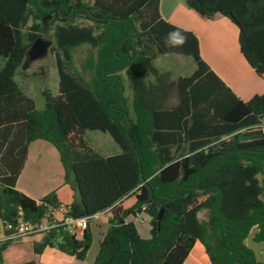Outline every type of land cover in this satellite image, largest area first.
<instances>
[{"label": "trees", "instance_id": "16d2710c", "mask_svg": "<svg viewBox=\"0 0 264 264\" xmlns=\"http://www.w3.org/2000/svg\"><path fill=\"white\" fill-rule=\"evenodd\" d=\"M159 2L0 0V229L13 231L20 220L60 223L56 191L37 201L15 188L29 144L44 140L57 149L64 183L74 193L64 218L92 220L110 211L93 264H184L196 242L210 264H264L245 243L254 229L252 241L264 242V135L258 127L264 95L237 97L202 59L191 31L183 47H166V34L180 27L161 17ZM186 3L204 19L222 16L235 24L241 54L264 77V0ZM51 31L59 94L43 90L45 107L37 109L15 74L32 44ZM83 45L79 72L73 50ZM174 54L192 57L194 71L174 83L161 75L148 81L157 74L152 59ZM173 88L176 102L169 106ZM87 130L108 133L120 153H97ZM129 196L134 203L125 207ZM203 210L206 221L198 217ZM139 216L147 219L149 237L140 232ZM20 240L0 246V263L6 247ZM92 243L91 229L78 235L60 225L41 233L33 251L55 248L83 261Z\"/></svg>", "mask_w": 264, "mask_h": 264}, {"label": "crops", "instance_id": "0c3cea01", "mask_svg": "<svg viewBox=\"0 0 264 264\" xmlns=\"http://www.w3.org/2000/svg\"><path fill=\"white\" fill-rule=\"evenodd\" d=\"M159 12L165 21L197 36L202 59L237 97L248 101L255 94L264 95V77L257 75L244 59L239 48V30L229 19L222 16L204 19L187 6L186 0H160ZM15 188L37 201L52 191L57 192L63 205H70L74 199L73 191L64 183V170L57 149L44 140H36L29 144L27 159ZM133 203L132 196L124 200L125 207ZM110 215V211L107 210L97 213L89 220L88 228L93 232V243L83 261L63 254L55 248H46L42 254L36 255L33 251V241L41 239V234H36L24 237L20 242H13L17 244L19 252L16 264L32 260L35 264H93ZM54 217L61 221L64 219V212L58 210ZM141 222L143 224L145 221L141 219ZM147 231L149 232V228ZM23 248L26 253L22 252ZM184 264H210L205 248L200 242L195 243Z\"/></svg>", "mask_w": 264, "mask_h": 264}, {"label": "rangeland", "instance_id": "374dc122", "mask_svg": "<svg viewBox=\"0 0 264 264\" xmlns=\"http://www.w3.org/2000/svg\"><path fill=\"white\" fill-rule=\"evenodd\" d=\"M81 22L85 26L89 25L88 22ZM31 23L32 18L31 16H29L23 27L24 33H27L29 31L28 28ZM41 38L45 41L50 42L47 50L38 57L27 55L22 66L17 70L15 74V81L18 83L22 91L34 100L37 109H43L45 107L46 101L43 95V90L49 91L52 96H56L59 94V76L56 66V54L58 53V49L56 48L54 33L53 31H51L48 35L42 36ZM87 49L88 46L83 45L73 50V63L75 68L79 72H81V63L87 55ZM4 63L5 59L3 57H0V70L3 67ZM152 64L156 68L157 74H149L147 80L151 82L155 81L156 75H161L163 76L165 81L174 83L175 80L180 76H189L196 67L193 58L184 55H165L162 57L155 56L152 59ZM84 77L85 79L88 78L85 75ZM123 80V84L125 86V96L130 105L132 99L131 88L125 77L123 78ZM175 102L176 91L173 88L171 89L168 105H173ZM130 116L133 118L132 110H130ZM84 137L91 148H93L102 156L115 155L116 153L120 152L119 147L108 133H104L98 130H87ZM261 179L264 180V177L261 176ZM262 200L264 201V193L262 195ZM207 216L208 212L205 210L199 212L198 214V217L201 221H206ZM141 219L145 221L143 222V224H141ZM136 223L139 226L142 236L149 237L147 231V219L143 216H139L136 218ZM254 231L255 229L251 232V235L248 237V239H246L245 243L253 250L257 260L264 263V242L256 243L252 241L251 237ZM16 247L17 244L14 243H11L6 247L2 254V264H16L18 262L17 258L19 252ZM22 252L26 253L25 248H23ZM22 255L25 256L24 254Z\"/></svg>", "mask_w": 264, "mask_h": 264}, {"label": "built area", "instance_id": "2783aa9c", "mask_svg": "<svg viewBox=\"0 0 264 264\" xmlns=\"http://www.w3.org/2000/svg\"><path fill=\"white\" fill-rule=\"evenodd\" d=\"M258 127L264 135V118H262L261 122L258 124ZM59 210L63 211L64 213L66 212L64 205H62ZM95 215L93 217H95ZM89 220L90 218L87 217L78 219L64 218L63 220L59 221L60 223H49L48 221L44 220L39 225H27L22 220H20L17 227L13 231H10L11 226L6 228L7 230L9 229V232H5L3 228L0 229V246L8 241H15L17 239H23L24 237L41 234L60 225L65 226L70 233L78 234L88 228Z\"/></svg>", "mask_w": 264, "mask_h": 264}, {"label": "clouds", "instance_id": "9594fccd", "mask_svg": "<svg viewBox=\"0 0 264 264\" xmlns=\"http://www.w3.org/2000/svg\"><path fill=\"white\" fill-rule=\"evenodd\" d=\"M164 43L168 48L183 47L187 43L186 30L180 28L173 29L166 34Z\"/></svg>", "mask_w": 264, "mask_h": 264}, {"label": "water", "instance_id": "95a60500", "mask_svg": "<svg viewBox=\"0 0 264 264\" xmlns=\"http://www.w3.org/2000/svg\"><path fill=\"white\" fill-rule=\"evenodd\" d=\"M50 45L49 41H45L42 38H38L30 48V56L38 57L39 55L43 54L48 46ZM163 214V209H161L159 213V219H161Z\"/></svg>", "mask_w": 264, "mask_h": 264}, {"label": "flooded vegetation", "instance_id": "af4514ba", "mask_svg": "<svg viewBox=\"0 0 264 264\" xmlns=\"http://www.w3.org/2000/svg\"><path fill=\"white\" fill-rule=\"evenodd\" d=\"M30 48H31V47H30ZM30 53H31V52H30V49H29L28 52H27V55H30Z\"/></svg>", "mask_w": 264, "mask_h": 264}]
</instances>
